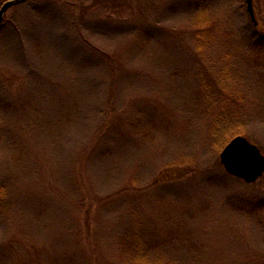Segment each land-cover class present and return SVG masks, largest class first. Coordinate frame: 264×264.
<instances>
[{"label":"rangeland","instance_id":"374dc122","mask_svg":"<svg viewBox=\"0 0 264 264\" xmlns=\"http://www.w3.org/2000/svg\"><path fill=\"white\" fill-rule=\"evenodd\" d=\"M89 1L40 12L46 0H31L6 13L0 264H121L116 240L135 226L169 264H264V174L250 184L227 175L211 134L226 113L264 156V49L251 47L264 43V0H253L258 28L244 0H205L198 50V0L93 11L84 24L93 45L119 56L113 74L62 55Z\"/></svg>","mask_w":264,"mask_h":264},{"label":"trees","instance_id":"16d2710c","mask_svg":"<svg viewBox=\"0 0 264 264\" xmlns=\"http://www.w3.org/2000/svg\"><path fill=\"white\" fill-rule=\"evenodd\" d=\"M4 1L6 0H1L0 5ZM29 1L31 0H28L26 2ZM183 1H184V7L188 8L189 6L188 4L190 0H183ZM204 1L205 0H198V2L194 4L196 11L199 13V20L197 22L198 27L194 31V34L197 37L196 39L197 50L202 48L204 43V37L206 35L207 19L205 17V12H204V6H203ZM46 3H47L46 5L45 4L41 5V9L39 10L40 12H44L46 10V7L47 8L55 7V6H47V5L59 4V0H46ZM19 5H15L11 7L9 10L17 8V6ZM139 5L134 4L133 0H90L86 4L79 6L78 8L79 17L77 16L73 18V25L77 26L76 29H78L79 34L76 35L75 39L73 38V48L71 50L66 49L65 51L67 52L62 54L65 62H71L73 63V66L79 67L80 64L85 66H87V64L91 65L92 64L91 59H92L93 61H95V64L98 63L99 65H105L104 67L106 68L109 67V70H111L112 74H113V70L114 72L115 71L120 72L121 61L119 59V56H117V58L115 59V56H113L112 54H108L102 51L101 47L93 45L92 40L93 39L98 40V39L93 38L92 35L90 36L88 32L89 26L87 24L85 25L84 23L86 21V16L93 11L106 12L112 9L114 14H118L119 12H121L119 11L120 9H122V12L129 11L130 8L133 9L132 6H134L137 9ZM81 11L82 14L80 15ZM74 12L76 16L75 7H73V16H74ZM7 21L8 20L5 14L2 22L0 23V31L3 29ZM251 24L254 28H258L260 26L258 21L256 24L253 23ZM106 31H111L110 33L116 32V34H119L117 29L112 30L109 28ZM81 32L84 34H82ZM98 34L100 37H102L101 41L105 40L106 36L103 33H98ZM201 37H203V40L200 39ZM66 41H67V36L58 37V39H55V41L53 42L57 44V45L55 44L56 46H63L62 44L65 43ZM83 45H86L88 47V50L83 49ZM80 46H82V48ZM252 46L258 49H264V43L258 39H256V41L252 43L251 47ZM87 56L88 57L93 56V57L88 58ZM227 78L228 76L226 74L222 77L223 80ZM3 108H4V102H2L0 95V116L2 115ZM245 130H246V123H244L243 121L234 120L230 115H227L226 113L218 114L211 128V134L215 139L214 147L216 148V150H222L232 137L236 135L244 136ZM5 196H6L5 190L0 188V215L6 204ZM258 204L264 206V200L258 201ZM87 221H86V225L88 226ZM129 234L125 233L116 240L117 255L121 264H169L164 246L155 243L154 240H152L153 238H151L150 235L147 234V232L142 230L139 226H135L131 231V234L130 235ZM84 235L88 236L89 234L86 233ZM91 255H94V253H92ZM87 262H90L87 264H100L94 258H89Z\"/></svg>","mask_w":264,"mask_h":264},{"label":"water","instance_id":"95a60500","mask_svg":"<svg viewBox=\"0 0 264 264\" xmlns=\"http://www.w3.org/2000/svg\"><path fill=\"white\" fill-rule=\"evenodd\" d=\"M27 0H7L0 7V23L6 11ZM246 12L256 24L252 0H244ZM219 161L225 173L245 183H253L264 173V156L259 149L242 136L232 138L219 154Z\"/></svg>","mask_w":264,"mask_h":264}]
</instances>
